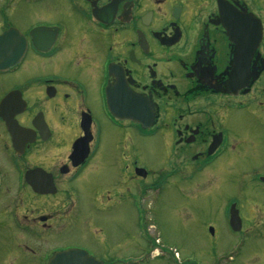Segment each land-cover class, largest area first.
<instances>
[{
  "label": "flooded vegetation",
  "instance_id": "obj_1",
  "mask_svg": "<svg viewBox=\"0 0 264 264\" xmlns=\"http://www.w3.org/2000/svg\"><path fill=\"white\" fill-rule=\"evenodd\" d=\"M41 6L20 14L30 23L16 66L37 71L1 72L0 113L16 123L0 114V264H48L69 248L115 264L84 246L96 203L114 214L173 176L229 191L225 219L232 205L239 219H264V0Z\"/></svg>",
  "mask_w": 264,
  "mask_h": 264
},
{
  "label": "rangeland",
  "instance_id": "obj_2",
  "mask_svg": "<svg viewBox=\"0 0 264 264\" xmlns=\"http://www.w3.org/2000/svg\"><path fill=\"white\" fill-rule=\"evenodd\" d=\"M41 2L15 0L5 9V1L0 0V28L10 24L25 30L30 21L21 20L20 14L39 12ZM22 71L35 72L36 65L27 62L24 69L8 72ZM4 76L0 72V87ZM158 158L149 159L150 170L161 167ZM229 194L226 190L215 194L208 182L195 186L187 177L173 176L159 193L137 194L130 202L121 198L116 219L108 203H96L101 219H90L92 224L82 227L84 246L93 256L115 264H264V219H241L242 231H232L221 205ZM95 209L91 212L88 207L86 215L95 216ZM156 238V246L165 252L158 256L150 254Z\"/></svg>",
  "mask_w": 264,
  "mask_h": 264
},
{
  "label": "water",
  "instance_id": "obj_3",
  "mask_svg": "<svg viewBox=\"0 0 264 264\" xmlns=\"http://www.w3.org/2000/svg\"><path fill=\"white\" fill-rule=\"evenodd\" d=\"M38 31L36 29L31 30L33 38V45L37 48L36 35ZM27 43L24 35L15 27H9L0 33V72L7 71L17 65L25 51ZM5 97L0 103V111L4 106L6 99ZM109 109L112 114L115 115V106L109 103ZM140 111H137L136 117H133L137 122L144 123L145 126L153 119V113H147L145 118L141 116ZM3 119L7 122V126L10 131L15 127V121L11 116L0 113ZM132 119V118H131ZM143 125V126H144ZM229 226L232 231H239L241 228V219H239L237 211L234 209V205L230 208V219ZM210 233H213V229L209 228ZM48 264H102L101 261L96 260L94 257L88 255V253L82 249L69 248L63 251L55 253L49 260Z\"/></svg>",
  "mask_w": 264,
  "mask_h": 264
}]
</instances>
